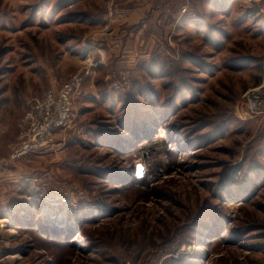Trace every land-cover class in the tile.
I'll return each mask as SVG.
<instances>
[{"label": "rangeland", "instance_id": "374dc122", "mask_svg": "<svg viewBox=\"0 0 264 264\" xmlns=\"http://www.w3.org/2000/svg\"><path fill=\"white\" fill-rule=\"evenodd\" d=\"M263 65L264 0H0V264H264Z\"/></svg>", "mask_w": 264, "mask_h": 264}, {"label": "built area", "instance_id": "2783aa9c", "mask_svg": "<svg viewBox=\"0 0 264 264\" xmlns=\"http://www.w3.org/2000/svg\"><path fill=\"white\" fill-rule=\"evenodd\" d=\"M81 77L76 75L57 93L45 91L41 96L26 103L24 115L18 123L19 145L17 156L35 154L53 144L55 132L67 125L76 93L81 86ZM264 115V65L259 86L243 96L242 115L254 118Z\"/></svg>", "mask_w": 264, "mask_h": 264}, {"label": "bare ground", "instance_id": "6f19581e", "mask_svg": "<svg viewBox=\"0 0 264 264\" xmlns=\"http://www.w3.org/2000/svg\"><path fill=\"white\" fill-rule=\"evenodd\" d=\"M1 222H7V220H2ZM15 257H16V255L12 256V258H15Z\"/></svg>", "mask_w": 264, "mask_h": 264}, {"label": "crops", "instance_id": "0c3cea01", "mask_svg": "<svg viewBox=\"0 0 264 264\" xmlns=\"http://www.w3.org/2000/svg\"><path fill=\"white\" fill-rule=\"evenodd\" d=\"M257 1H261V0H257Z\"/></svg>", "mask_w": 264, "mask_h": 264}]
</instances>
